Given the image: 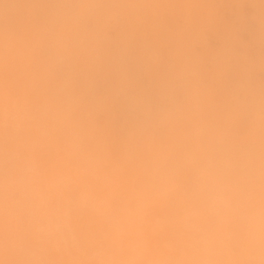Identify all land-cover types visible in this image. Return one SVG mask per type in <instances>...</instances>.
I'll return each instance as SVG.
<instances>
[{
    "label": "clouds",
    "instance_id": "1",
    "mask_svg": "<svg viewBox=\"0 0 264 264\" xmlns=\"http://www.w3.org/2000/svg\"><path fill=\"white\" fill-rule=\"evenodd\" d=\"M0 264H264V0H0Z\"/></svg>",
    "mask_w": 264,
    "mask_h": 264
}]
</instances>
